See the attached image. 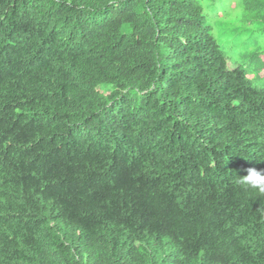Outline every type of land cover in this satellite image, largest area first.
Here are the masks:
<instances>
[{
    "label": "trees",
    "instance_id": "1",
    "mask_svg": "<svg viewBox=\"0 0 264 264\" xmlns=\"http://www.w3.org/2000/svg\"><path fill=\"white\" fill-rule=\"evenodd\" d=\"M217 1L0 0V264H264V0Z\"/></svg>",
    "mask_w": 264,
    "mask_h": 264
},
{
    "label": "rangeland",
    "instance_id": "2",
    "mask_svg": "<svg viewBox=\"0 0 264 264\" xmlns=\"http://www.w3.org/2000/svg\"><path fill=\"white\" fill-rule=\"evenodd\" d=\"M224 6L228 7L230 9V12L233 14H238L239 13V8H238V3L237 0H222V1H217L212 8H210L208 12V18L210 20H218L222 16L229 17L230 12H224ZM224 12V13H223ZM213 24H218V22H213ZM248 47L251 48L250 42L245 43ZM235 65L232 64L229 60L227 62V69L229 71H233L235 69Z\"/></svg>",
    "mask_w": 264,
    "mask_h": 264
},
{
    "label": "clouds",
    "instance_id": "3",
    "mask_svg": "<svg viewBox=\"0 0 264 264\" xmlns=\"http://www.w3.org/2000/svg\"><path fill=\"white\" fill-rule=\"evenodd\" d=\"M237 183L246 189L264 194V169H248L246 175L237 177Z\"/></svg>",
    "mask_w": 264,
    "mask_h": 264
}]
</instances>
